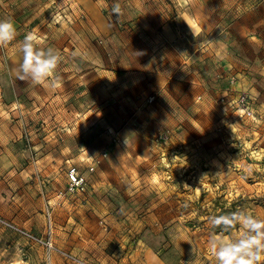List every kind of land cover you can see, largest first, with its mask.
Instances as JSON below:
<instances>
[{
  "label": "rangeland",
  "instance_id": "rangeland-1",
  "mask_svg": "<svg viewBox=\"0 0 264 264\" xmlns=\"http://www.w3.org/2000/svg\"><path fill=\"white\" fill-rule=\"evenodd\" d=\"M6 18L0 264H216L210 215L264 219V0H0ZM30 32L61 55L55 89L16 76Z\"/></svg>",
  "mask_w": 264,
  "mask_h": 264
},
{
  "label": "clouds",
  "instance_id": "clouds-1",
  "mask_svg": "<svg viewBox=\"0 0 264 264\" xmlns=\"http://www.w3.org/2000/svg\"><path fill=\"white\" fill-rule=\"evenodd\" d=\"M17 28L11 19H0V48H5L16 40ZM22 61L16 69V76L22 82L32 85H47L55 89L60 86L57 69L61 63L60 53L45 46L35 33H27L19 42ZM214 229L207 240L210 255L216 264H264V219L252 215L247 210L210 215ZM236 229L241 234L231 237Z\"/></svg>",
  "mask_w": 264,
  "mask_h": 264
},
{
  "label": "built area",
  "instance_id": "built-area-1",
  "mask_svg": "<svg viewBox=\"0 0 264 264\" xmlns=\"http://www.w3.org/2000/svg\"><path fill=\"white\" fill-rule=\"evenodd\" d=\"M229 104L238 109L244 116H253V108L249 101L248 95L245 92H240L236 98L229 102ZM85 189V177L79 172L76 166H70L67 170V191L73 193L82 192Z\"/></svg>",
  "mask_w": 264,
  "mask_h": 264
}]
</instances>
